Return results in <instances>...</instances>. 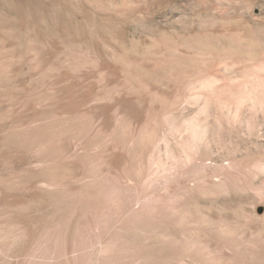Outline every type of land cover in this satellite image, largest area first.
<instances>
[{"label": "bare ground", "instance_id": "obj_1", "mask_svg": "<svg viewBox=\"0 0 264 264\" xmlns=\"http://www.w3.org/2000/svg\"><path fill=\"white\" fill-rule=\"evenodd\" d=\"M12 1L0 264H264V0Z\"/></svg>", "mask_w": 264, "mask_h": 264}, {"label": "rangeland", "instance_id": "obj_2", "mask_svg": "<svg viewBox=\"0 0 264 264\" xmlns=\"http://www.w3.org/2000/svg\"><path fill=\"white\" fill-rule=\"evenodd\" d=\"M4 1V2H3ZM12 1V0H10ZM9 0H0V12H8L9 10V6H8V2H10ZM58 1H62V0H13L12 2L17 6V7H22V8H26L28 7H33V9H40L42 7H48L53 5L54 3L58 2ZM7 3V4H6ZM26 4V5H25ZM8 8V9H7ZM258 9L255 8L253 10L254 14H257ZM237 20V18H236ZM127 30V31H126ZM132 28H130L129 26L125 29V31H119V35L124 39V41L126 43L129 44V41H131V38H133V31L131 32ZM124 32V33H122ZM243 190V189H242ZM242 190H240L238 193H240Z\"/></svg>", "mask_w": 264, "mask_h": 264}]
</instances>
